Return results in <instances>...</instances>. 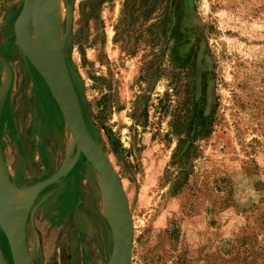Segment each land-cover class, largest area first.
<instances>
[{"label":"rangeland","instance_id":"rangeland-1","mask_svg":"<svg viewBox=\"0 0 264 264\" xmlns=\"http://www.w3.org/2000/svg\"><path fill=\"white\" fill-rule=\"evenodd\" d=\"M22 3L0 0V143L9 181L39 188L23 221L27 252L32 264H108L113 241L82 156L70 171V216H49L63 191L43 182L74 147L15 43ZM65 5L59 34L82 116L127 196L130 264H264V0ZM211 112V134L194 137ZM179 139L181 151L191 144L182 161ZM0 253L12 264L1 231Z\"/></svg>","mask_w":264,"mask_h":264},{"label":"water","instance_id":"water-1","mask_svg":"<svg viewBox=\"0 0 264 264\" xmlns=\"http://www.w3.org/2000/svg\"><path fill=\"white\" fill-rule=\"evenodd\" d=\"M42 2L43 0H23L20 12L13 24L15 43L24 65L27 66L29 62L46 84L75 143L72 162L61 168V171L52 178L45 180L43 185L57 183L60 178L67 175L74 168L80 156H82L85 163L89 164L104 182L117 211V233L113 239L108 264H130L133 229L127 196L110 161L88 133L65 61L59 27L49 25L48 13L41 5ZM34 6L37 8L52 42L54 66L34 50L26 30V19ZM0 62L4 64L1 58ZM4 182L10 183L0 143V193ZM0 231L7 241L12 264H32L23 237V222L17 228L10 221L6 206L1 198Z\"/></svg>","mask_w":264,"mask_h":264},{"label":"bare ground","instance_id":"bare-ground-1","mask_svg":"<svg viewBox=\"0 0 264 264\" xmlns=\"http://www.w3.org/2000/svg\"><path fill=\"white\" fill-rule=\"evenodd\" d=\"M65 3H66V0H63V1L62 0H43V2L41 3V5L44 6L45 10L48 13V21H49L50 26L57 25L58 27H60L61 24H65V23L68 24L69 16H68V10L66 9ZM25 26H26V30L28 32V36L30 38V41L33 45L34 50L38 54H40L49 64L54 66V49L52 46V42L47 33L46 26L43 24L41 20V17L37 11L36 6L32 8V11L28 15ZM28 64L30 63L28 62ZM2 74L3 75L1 76L0 102L3 100V97L5 95L6 86L8 84V73L6 69L2 70ZM65 126H66V123H65ZM71 140L73 142V147H74V152H75V143H74L72 136H71ZM73 157H74V153H73V156L69 164L72 162ZM96 177L98 179V185H99V189H100L101 197H102L101 214L103 218L105 219V221L107 222L110 235H111V241H113L117 233V211L115 209V206L112 202V199L110 197V194L104 182L102 181V179L97 173H96ZM38 190L39 188L37 186L19 187V186L12 184L11 182L3 183L2 191L0 193V198L6 206L8 218L13 224L16 225L17 228L20 227L21 223L24 221V218L29 209L30 203L32 199L35 197V195L37 194ZM0 264H6L5 261L3 260L1 253H0Z\"/></svg>","mask_w":264,"mask_h":264},{"label":"flooded vegetation","instance_id":"flooded-vegetation-1","mask_svg":"<svg viewBox=\"0 0 264 264\" xmlns=\"http://www.w3.org/2000/svg\"><path fill=\"white\" fill-rule=\"evenodd\" d=\"M55 186H58L63 192L58 193L59 189L56 190L54 205L53 208H50L49 216L52 221H58L61 218L60 222H62L70 216V172L62 177ZM61 187L64 188L61 189Z\"/></svg>","mask_w":264,"mask_h":264},{"label":"trees","instance_id":"trees-1","mask_svg":"<svg viewBox=\"0 0 264 264\" xmlns=\"http://www.w3.org/2000/svg\"><path fill=\"white\" fill-rule=\"evenodd\" d=\"M214 116L215 115H214L213 112H211L209 117H205L202 114L199 115V120H198L197 126L195 127V130H194V137H196V138H206L207 136H209L211 134L213 123L215 122V117ZM177 144L178 145H177V147L175 149V152L173 154V159L178 157L177 158L178 161H182V160L187 158L188 151L191 148V144L187 145V147L183 151H181V148L185 144V139H183V140L179 139ZM186 179H187V176L185 177V180Z\"/></svg>","mask_w":264,"mask_h":264}]
</instances>
